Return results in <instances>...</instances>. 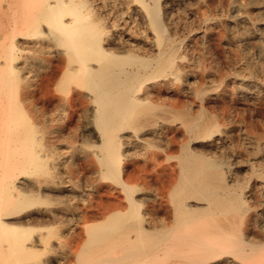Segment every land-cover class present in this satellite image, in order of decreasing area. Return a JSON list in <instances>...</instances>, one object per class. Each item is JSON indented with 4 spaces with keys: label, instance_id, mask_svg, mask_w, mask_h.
<instances>
[{
    "label": "bare ground",
    "instance_id": "6f19581e",
    "mask_svg": "<svg viewBox=\"0 0 264 264\" xmlns=\"http://www.w3.org/2000/svg\"><path fill=\"white\" fill-rule=\"evenodd\" d=\"M223 1L0 0V264H264V0Z\"/></svg>",
    "mask_w": 264,
    "mask_h": 264
},
{
    "label": "rangeland",
    "instance_id": "374dc122",
    "mask_svg": "<svg viewBox=\"0 0 264 264\" xmlns=\"http://www.w3.org/2000/svg\"><path fill=\"white\" fill-rule=\"evenodd\" d=\"M220 1V3H222V4H224L225 5V1H223V0H210V2L209 3H211V5H217V4H219L218 2ZM215 3V4H214ZM217 3V4H216ZM181 17L183 18V13L181 12ZM52 64H53V62H52ZM50 65V68L48 69V70H51V71H48V72H51V73H53V65ZM244 108H246V106L245 105H243V104H241V103H237L236 104V110H238V111H242ZM262 119L263 121H264V109H262V110H260L255 116H254V119ZM75 123V122H74ZM258 129V132H262V133H264V129L262 128V127H257ZM263 130H262V129ZM62 147H64L63 145H61ZM61 146H59V147H61ZM176 150V148L174 149V151ZM176 152V151H175ZM244 173V172H243ZM243 173H240V177L242 176V174ZM243 177V176H242ZM170 206H165V208L162 210V216H168L169 215V217H167L169 220H170V212L168 211V210H170ZM167 211H166V210ZM164 211V212H163ZM167 212V213H166ZM169 213V214H168ZM166 218V219H167ZM168 220V221H169ZM51 242H53V241H51ZM80 241H79V239L78 238H76V240H75V243L74 244H72L71 245V249L70 250H68V249H59L58 248V252H63V253H65L64 255H63V257L66 259V262H68V264H74L75 263V257H74V255H73V250H75L76 249V245H78V243H79ZM52 245V247L51 248H53V243L51 244ZM50 254V255H49ZM54 254V255H53ZM45 256L49 259V260H51V264H53V259L55 258V256H56V254H55V252H53V249H50L46 254H45Z\"/></svg>",
    "mask_w": 264,
    "mask_h": 264
}]
</instances>
